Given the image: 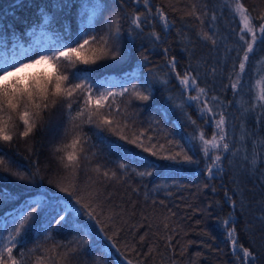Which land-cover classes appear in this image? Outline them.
<instances>
[{
	"label": "trees",
	"instance_id": "16d2710c",
	"mask_svg": "<svg viewBox=\"0 0 264 264\" xmlns=\"http://www.w3.org/2000/svg\"><path fill=\"white\" fill-rule=\"evenodd\" d=\"M239 2L252 17L264 14V0ZM235 3L149 0L146 6L143 0H0V68L3 59L13 62L10 56L29 62L41 53L76 47L77 40L93 35L97 41H90L84 55L91 56L101 46L102 36L120 52L115 59L95 64H82L75 56L55 62V68L45 62L44 70L28 78L67 75L65 86L82 83L85 88L70 99L57 98L55 105L49 99L48 109L26 138L20 136L23 124L13 114L14 139L0 141L9 161L0 166V247L36 208L13 249L18 259L24 251L22 264H37L38 257L43 264H242L227 236L233 223L239 243L254 254V264H264V107L256 100L264 89V42L256 41L241 72L247 45L240 39L243 25ZM44 5L47 10L39 11ZM157 9H162L167 26ZM136 15H141L139 28L132 23ZM205 33L212 39H204ZM185 73L188 87L178 78ZM144 81L151 86L150 99L136 100L131 85L145 91ZM88 85L94 98L129 89L115 98L111 109L107 104L112 97L100 109L114 121L111 128L97 127L99 117L86 122ZM197 95L199 100L189 99ZM81 108L85 116L74 121ZM221 114L229 149L210 147L211 157H221L213 165L202 151L200 135L211 139L218 133ZM121 135L142 141L158 155ZM75 138L81 140L75 149L79 165L66 168L61 158L73 151L67 146ZM182 150L195 162L160 158ZM121 164L126 167L121 169ZM61 209L68 213L57 225Z\"/></svg>",
	"mask_w": 264,
	"mask_h": 264
},
{
	"label": "snow or ice",
	"instance_id": "6c2138e0",
	"mask_svg": "<svg viewBox=\"0 0 264 264\" xmlns=\"http://www.w3.org/2000/svg\"><path fill=\"white\" fill-rule=\"evenodd\" d=\"M143 3L147 6L149 0H143ZM48 5H44L43 9H39V11L47 10ZM235 13H237L240 17V22L243 27L241 32L244 33L240 36L241 40H244L246 43V48L244 49L243 57L239 63V69L241 72L245 70L246 62L249 60L248 53L253 51V46L256 41L259 39L264 42V14H261L259 17H252L248 10L245 8L244 4L240 3L239 0H236L235 3ZM157 12L160 15V19L165 22V26H167V18L164 15L162 9H157ZM190 16L194 15V12L188 13ZM215 18V17H213ZM199 19V17H197ZM259 19L260 23L258 25L254 24V20ZM39 21V16L37 17ZM132 23L139 28L141 26V15H136L132 20ZM119 34V30L117 29L115 35ZM250 34V40H246L245 36ZM152 35L156 36V39H159V36L153 33ZM204 39L211 40L207 33L204 34ZM90 41H97L96 36H87V38H82V42L80 40L76 41V47L65 46L63 50L52 51L50 54L41 53L38 54L37 57H30L29 62L25 63L21 61L19 65L13 64L10 66L0 68V141L4 143H10L14 139V134L11 131V124L13 120V114L18 115L19 121L23 124L24 130L20 132V136L22 138H26L30 136L33 130L37 127V118L40 116L41 112L48 109L49 107V99H51V103L53 105L56 104L57 98H67L70 99L73 97L74 93L77 90H81L85 88V85L82 83L76 84H68L65 86V82L68 81L69 77L67 75H56L54 78H45L41 77L39 79L33 77L31 79L22 78L18 74L20 72L25 71L26 69L32 67L33 65H40L42 63L48 62L56 67V63L61 59L72 61L73 56L76 57L82 64H95L99 60L103 59H115L120 56V52L118 50H113L108 46L109 37L102 36L100 37V41L102 44L99 48L92 50V55L87 56L84 55L83 52L85 47L90 44ZM215 43V41H212ZM175 67L173 63V68ZM74 77L78 78V74L74 73ZM15 77L14 80L11 78ZM178 78L180 82L185 87L189 86L188 74L185 73L184 76L180 77L178 74ZM192 84H195V80H192ZM150 84L148 81H144L145 91H140L138 85H131V95L140 101H148L150 99ZM233 89L238 87L237 82H233L231 84ZM200 93L204 92V89L199 90ZM128 88H121L119 93L116 92H108L107 94L101 93L97 97H93L92 94V86H87V92L85 96V103L88 105L87 109V120L86 122L91 124L93 123L94 117H99L97 122V127L108 126L111 128L114 121L109 119L107 116H103L100 114V109L104 108L106 102L109 100V97H112L111 103L107 104L109 109L112 108V105L116 103V97H123L128 94ZM148 92V94H145ZM190 100H199L200 96H190ZM256 100L261 102V107H264V89H261L259 93L256 95ZM131 101H129L130 103ZM72 103L67 104V109L69 112L72 110ZM117 107H119L117 105ZM205 108L208 111H211L210 108H207L205 104ZM94 109V110H93ZM85 116V109L81 108L77 111L76 116L72 117L75 121L77 119H81ZM194 123V122H193ZM225 117L223 114L220 115V119L216 122V126L219 129V132L214 134L211 139H205L204 135H200V140L202 142V151L206 157H209L213 160V165H216L217 162L220 161L221 157L216 155L214 158L209 155L210 147L211 149H217L219 147H223L225 151L229 149V145L225 143V131H224ZM141 135H143L141 133ZM123 140H127L129 143L136 145L137 147H143L144 151L151 152L153 156H157L158 153L152 151L151 148L144 147L143 142L137 141V139H129L127 136L121 135L120 137ZM150 139V138H149ZM78 145H81V140L79 138H75L72 140L71 144L67 147H71L73 151L66 153L62 160H66L65 167L72 168L73 166L79 165V156L75 149ZM59 150V149H58ZM82 151V147H81ZM161 159H166L170 161H177L178 158H182L183 162L186 163H194V159L191 155H188L183 150L180 153H176L168 156H161ZM9 161H6L3 154V149L0 148V166H7ZM255 163V160H253ZM126 166L124 164L120 165L121 169H124ZM97 172H100L99 167L96 169ZM207 172L209 176H212L213 169L212 167L207 168ZM151 172H140L138 175H151ZM109 175L108 172H103V176L107 177ZM112 176H115V172L112 173ZM21 179L24 177L21 176ZM65 190L66 189H62ZM79 203V201H77ZM232 204L235 205V201H232ZM87 207V205H85ZM55 211V210H53ZM37 212L36 208H33L31 212L28 213V216H25L20 220V227L15 228V234L9 233L7 238V242L0 247V264H22L25 253L23 250L20 252V258L18 259L13 255V249L17 247V237L20 236L21 231L25 225V222L33 216L34 213ZM64 213V214H61ZM68 213L67 209H61L60 212L57 213L58 219L55 220L57 225H60L66 219V214ZM91 215V214H90ZM230 221L225 219L223 224L228 226ZM227 236L230 241L232 251L236 255L237 260H240L242 264H254L255 256L249 250V248L244 247L239 243L238 238L235 235V226L233 223L232 227L227 228ZM3 238L0 237V241ZM242 253V255H241ZM37 264H43V258H37Z\"/></svg>",
	"mask_w": 264,
	"mask_h": 264
},
{
	"label": "rangeland",
	"instance_id": "374dc122",
	"mask_svg": "<svg viewBox=\"0 0 264 264\" xmlns=\"http://www.w3.org/2000/svg\"><path fill=\"white\" fill-rule=\"evenodd\" d=\"M44 69H45L44 65L40 64V65L33 66L31 68H28L25 71L20 72L18 75L21 76L22 78L28 79L30 76L34 75L35 73L41 72ZM11 79L14 80L15 77H12ZM189 86H190V84H189Z\"/></svg>",
	"mask_w": 264,
	"mask_h": 264
}]
</instances>
